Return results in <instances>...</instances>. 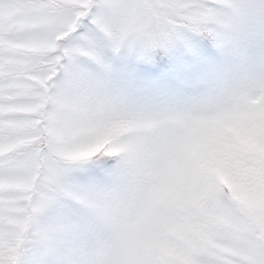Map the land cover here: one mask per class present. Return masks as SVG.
Here are the masks:
<instances>
[{
  "label": "snow or ice",
  "instance_id": "snow-or-ice-1",
  "mask_svg": "<svg viewBox=\"0 0 264 264\" xmlns=\"http://www.w3.org/2000/svg\"><path fill=\"white\" fill-rule=\"evenodd\" d=\"M0 264H264V0H0Z\"/></svg>",
  "mask_w": 264,
  "mask_h": 264
}]
</instances>
